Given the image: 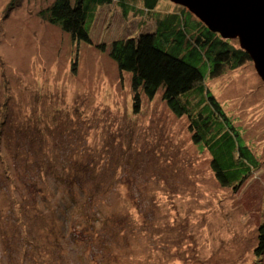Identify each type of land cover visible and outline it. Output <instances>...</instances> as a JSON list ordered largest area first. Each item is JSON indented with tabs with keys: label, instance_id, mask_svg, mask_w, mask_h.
Segmentation results:
<instances>
[{
	"label": "rangeland",
	"instance_id": "1",
	"mask_svg": "<svg viewBox=\"0 0 264 264\" xmlns=\"http://www.w3.org/2000/svg\"><path fill=\"white\" fill-rule=\"evenodd\" d=\"M9 1L0 0V264H264V82L253 62L203 83L254 156L239 160L249 170L241 182L222 186L187 118L160 92L134 113L129 75L121 81L109 59L110 41L153 20L100 7L93 45L78 44L39 17L54 0H21L5 17ZM161 1L162 12L182 9Z\"/></svg>",
	"mask_w": 264,
	"mask_h": 264
},
{
	"label": "trees",
	"instance_id": "2",
	"mask_svg": "<svg viewBox=\"0 0 264 264\" xmlns=\"http://www.w3.org/2000/svg\"><path fill=\"white\" fill-rule=\"evenodd\" d=\"M20 1L10 0L4 16ZM140 1L54 0L38 14L44 22L66 33L72 43L83 42L88 45H93L91 26L100 7L113 5L120 10L122 18L129 19L128 16H131L130 22L136 17L153 20L152 30L116 38L110 41L108 47L109 59L114 62L121 81L124 74L129 75L132 111L138 114L144 101H152L160 92L170 113L179 118H187L190 143L196 146L198 152L207 150L211 153L208 166L216 180L222 186L241 182L249 170L243 176V171L236 166L240 159L252 162L254 156L246 151V146L239 143L241 135L236 131L237 128L230 122L221 103L203 83L206 78H218L251 59L240 48L237 40L234 44L235 40L223 39L218 33L211 32L185 7L182 6L180 12H162L158 6L161 0ZM186 12L188 16L184 19L183 14ZM165 17H171L173 21L165 22ZM184 21L191 26L189 30ZM164 43H167V48L163 47ZM169 45L173 46L172 50ZM94 47L100 52L106 50V44ZM80 54L78 50L73 70H78ZM0 94L7 101V95L3 96L1 90ZM213 132L216 134H211ZM257 233L255 254L261 257L264 253V216Z\"/></svg>",
	"mask_w": 264,
	"mask_h": 264
},
{
	"label": "water",
	"instance_id": "3",
	"mask_svg": "<svg viewBox=\"0 0 264 264\" xmlns=\"http://www.w3.org/2000/svg\"><path fill=\"white\" fill-rule=\"evenodd\" d=\"M223 39H235L264 82V0H170Z\"/></svg>",
	"mask_w": 264,
	"mask_h": 264
},
{
	"label": "bare ground",
	"instance_id": "4",
	"mask_svg": "<svg viewBox=\"0 0 264 264\" xmlns=\"http://www.w3.org/2000/svg\"><path fill=\"white\" fill-rule=\"evenodd\" d=\"M170 1V0H169ZM176 5H178V4H176ZM179 6H181V5H179ZM256 71V70H255ZM257 72V71H256ZM258 74V73H257ZM76 225V224H75ZM73 227V226H72ZM74 229H76L75 227H74Z\"/></svg>",
	"mask_w": 264,
	"mask_h": 264
}]
</instances>
